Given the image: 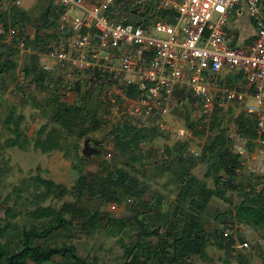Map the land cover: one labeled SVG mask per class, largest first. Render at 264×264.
Segmentation results:
<instances>
[{
    "label": "trees",
    "instance_id": "trees-1",
    "mask_svg": "<svg viewBox=\"0 0 264 264\" xmlns=\"http://www.w3.org/2000/svg\"><path fill=\"white\" fill-rule=\"evenodd\" d=\"M14 1L6 0L7 14L6 11H0V17L3 16V19L7 17L10 21L9 25L18 26L21 29L25 23L29 22L30 11L34 6L39 9L37 20L41 21V28L55 24L57 7L52 0H36L28 10L20 8ZM132 2L133 0H114L113 5L118 7L120 14H123L122 22L124 23L128 22L129 6ZM173 15L171 10H160L156 17L171 23ZM3 19L0 21L2 20L3 27H6L8 23ZM141 25H144V22ZM43 40L41 34H35L30 43L39 42L38 48L42 49L45 45ZM0 47H2L1 43ZM7 48L10 50L9 47ZM30 59L33 61L32 65L24 66L22 69L24 76L31 74V80L39 88H44L43 82L47 71L37 64L36 55H30ZM14 67V61L5 58L0 52V73ZM88 80L93 82L91 76ZM78 85L77 79L76 90H73L72 84L69 87L60 88L58 93L51 95L47 104L51 111L50 119L53 125L49 126L47 122H44L34 131L31 137L34 149L41 153L60 150L69 158H79L83 161L88 159L81 156L75 143L65 146L68 138L85 139L88 134L99 129L103 122L101 117L86 111L85 99L88 91H81ZM68 90L75 93L76 102L66 103L58 100L59 97L65 98ZM127 94L132 95V91H127ZM174 113L181 116L184 125L192 130L194 136L202 134V130L195 128L199 120L190 118L188 111L175 107L172 110L173 115ZM227 113L229 115L225 116ZM22 119L21 114L15 115L14 108H10L2 119V127L12 134L11 137L5 138L6 146L20 147L27 141L28 137L20 130ZM226 119L232 122L234 133L243 140L246 152L252 151L256 139L253 120L243 111L231 116L230 107L215 110L211 114L207 128L209 135L197 158V161L205 165L202 176L204 179H210L211 186L190 173L196 161L189 158L191 156L187 159L182 156L181 153L187 145L185 141H175L169 147L165 146V159L161 163L163 165L158 162L155 164L152 162V165L157 168L164 166L168 169L171 163H176L177 166L171 174L178 189L175 201L169 213L163 210L159 195L156 196L152 207L142 201L138 202L140 206L144 205L145 210L140 212L132 209L131 211L135 212V219L139 213H150L142 214L135 220L139 237L134 234L127 243L117 239L122 247L120 257L123 260H127L129 264H194L193 257L207 259L205 247L213 245L222 250L225 257L233 256L236 264H250L247 255L235 252L232 248L235 242L232 237L234 233L228 230L232 229L234 227L232 224L236 222L250 224L264 231V180L256 175L252 178L248 177L244 183L235 182L236 172L241 167L242 159L239 153L234 152L231 139L227 136V130L223 125ZM159 134L160 131L154 127L135 126L123 121L115 122L108 126L106 139L111 143L117 156L123 159L120 166L111 165L107 161L100 163L91 179H87L85 174L80 173L71 186V190L68 191L49 179L35 177V184L43 185L47 193L60 197L67 192L74 196V201L63 202L58 209L50 205H35L33 209L27 210L26 214L40 224L29 228L21 227L15 234H11L15 231L13 219L19 212L6 206L5 217L0 223V240L8 237L6 240L8 246H0V264H27V261L33 264H97L95 260L85 261L78 255L74 245L56 237L68 232L73 226L87 234L102 225L106 227L107 234L112 237L123 230L126 226V220L123 217H106L97 210L90 211L77 201L86 191L99 201L116 203L129 197L136 199L144 194L145 186L138 183L126 167H132V163L146 158L147 154L141 151L143 143ZM185 161L187 164L184 163ZM231 195L236 196L238 201L233 203L231 208H224L220 212L215 210L213 216V221L221 227L206 225L202 214L210 201L217 200L226 207V204L232 203ZM150 237H154V240L148 239ZM257 256L264 264V249L260 248Z\"/></svg>",
    "mask_w": 264,
    "mask_h": 264
},
{
    "label": "built area",
    "instance_id": "built-area-1",
    "mask_svg": "<svg viewBox=\"0 0 264 264\" xmlns=\"http://www.w3.org/2000/svg\"><path fill=\"white\" fill-rule=\"evenodd\" d=\"M52 2L57 7L55 30L67 37L32 54L57 66L60 88L76 81L65 70L88 72L96 79L109 125L123 121L165 131V118L187 97L194 103L197 130L206 133L213 111L236 103L251 116L255 140L263 139L264 0H133L128 14L132 20L125 23L123 15L117 18L110 11L114 0ZM160 10L173 11V21L158 19ZM244 16L254 32L236 44L229 27ZM0 34L6 46L28 52L17 27L1 25ZM236 76L238 84L232 81ZM176 89L181 90L180 100L171 94ZM171 130L187 144L182 156L199 154L189 146L195 139L190 128L177 124ZM246 246L243 241L232 247Z\"/></svg>",
    "mask_w": 264,
    "mask_h": 264
},
{
    "label": "rangeland",
    "instance_id": "rangeland-1",
    "mask_svg": "<svg viewBox=\"0 0 264 264\" xmlns=\"http://www.w3.org/2000/svg\"><path fill=\"white\" fill-rule=\"evenodd\" d=\"M32 4L28 6L26 10L32 7L36 0H31ZM8 3L6 0H0V11L7 14ZM113 13H117L116 17L119 18L120 13L118 9L112 6ZM77 12L76 10L73 13ZM39 9L34 6L32 11H30V20L25 23L20 29L21 37L24 42H26V47L28 52H19L17 49L6 46L1 42L5 38L4 34H0V52L5 58L11 59L15 63L14 68H7L0 73V223L3 221L4 209L6 206H10L19 214L13 219V224L15 227L11 234L17 233L19 228L25 227H35L40 224V222L33 220L28 217L26 211L33 209L35 205L46 206L50 205L55 208L63 202H73L74 196L69 193H63L60 197H56L50 193H47L45 187L41 184H35L34 178L39 176L42 179H49L54 184H60L64 189L71 190V186L75 183L77 176L85 174L87 179H91L96 170L99 168L100 163L105 161L109 162L111 165L120 166L123 160L114 152L111 144L106 139V132L108 130L109 124L105 118V113L102 110L98 101V91L96 87L97 80L93 79V82L88 80L89 74L78 73L76 71L65 70L64 72H70V75L79 81L80 90H87V97L85 99L86 111L89 114H94L103 119L102 125L96 131L91 132L87 135L88 139L100 140L97 144L89 143V145L95 148V152L87 156V160L83 161L79 158H69L63 155L60 150H52L47 153H41L39 150L34 149L31 144V137L34 131L44 122H47L49 126L53 125L50 117L51 111L49 105L47 104L52 97V94L58 93L60 91V85L62 83L61 74L59 69L50 60H43L37 58V64L39 66L46 65L48 68L45 69L47 74L45 76L43 85L44 88H39L31 80V74L25 75L23 72V67H29L32 65L33 61L30 59L32 52L38 50L39 42L30 43L33 41V36L35 34H41L44 38L45 45L51 44L56 45L58 38L64 39L67 35H58L55 30V25L49 27L41 28V21L37 20V15ZM36 18V20L34 19ZM3 19V16L0 17ZM10 24L7 17L3 19ZM2 25V20L0 21V26ZM13 26V25H11ZM15 26V25H14ZM16 27V26H15ZM55 36L52 37L51 35ZM43 45L42 47H44ZM10 50H8V48ZM71 84L65 87H69ZM59 101H64L66 103L76 102V96L73 91L68 90L65 98L59 97ZM193 106V107H192ZM10 108H14L15 115L21 114L23 119L20 123V130L23 135L27 136L28 139L22 146H6L4 144L5 138L11 137L7 130H5L1 121L7 114ZM178 109L185 110L189 112L190 118L197 117L196 110L194 108V103L185 97L178 104ZM231 116L238 113L240 108L236 103H232ZM229 115L228 113L225 116ZM106 120V121H105ZM177 124L183 125V120L181 116L177 113L172 114L170 117L165 118L166 130L160 131V134L154 136L150 141L143 143L141 151L146 153V158L141 161L132 163V167H126L129 173L133 174L137 179V182L145 186V192L139 198H126L121 200L119 203L116 202H102L96 197L89 194L88 191L84 192L78 199V204H83L90 211L97 210L102 215L106 217H123L126 220V226L123 230L116 233V236L112 237L107 234L105 226H99L94 231L84 232L77 230L74 226L70 228L68 232H64L56 238L62 240L66 243H70L75 246L78 255L83 257L85 261L95 260L97 264H129L127 260H123L121 256L122 247L117 239H121L123 243H127L131 240L132 236L136 234L139 237L135 220L140 218L142 214L139 213L134 216L132 209H136L141 212L145 210L144 205L140 206L138 203L142 201L152 207L154 205V200L156 196H161V203L163 210H171V205L175 201L176 193L178 191L175 184L174 177L171 175L176 168V163L170 164L168 169L164 166L160 168L154 167L152 165L163 162V156L165 155L164 147H169L173 142L179 141L175 133L171 128L177 127ZM224 127L227 130V136L231 139V145L234 152L241 155L242 163L241 167L237 169V175L235 182L244 183L248 177H254L256 175L261 176L264 180V137L261 141L255 140L253 143L252 151L247 153L244 149V142L234 133V127L229 119L223 122ZM208 131L206 133L195 135V139L189 144L190 148L199 151L203 143L205 142ZM83 139L68 138L65 141V146H70L75 143L80 149L82 147ZM71 153V152H69ZM199 155V154H198ZM197 156H192L188 153L184 155V159L191 158L196 161L195 165L190 169V173L199 179H203L208 186H211L209 178L202 176L205 170V165L197 161ZM261 155V156H259ZM156 161V162H155ZM187 164V161L184 162ZM33 185V186H32ZM18 192V193H17ZM231 204H226L223 207L221 202L217 200H211L209 206L202 214V218L205 220V224L212 225L220 228L221 226L213 221V216L216 211L220 212L224 208H231L232 204L238 201L236 196L231 195ZM216 210V211H215ZM150 213V212H148ZM147 213V214H148ZM131 219V220H130ZM78 225V224H77ZM232 226L236 227L233 239L237 243L242 241L247 242L246 247L233 249L235 252H242L248 256L250 264H262L260 258L257 256L258 250L261 248L260 245L251 243L250 240H245L242 235L243 229L246 228L242 223L239 225L235 222ZM250 227H255L250 225ZM18 228V229H15ZM223 228V226H222ZM251 229V228H250ZM154 240V237L148 238ZM8 237L0 240L1 247H7L6 242ZM264 249V247L262 248ZM205 252L207 259H200L194 256L192 261L194 264H236L235 259L232 257H225L222 250H219L213 245H207L205 247ZM209 258V260H208ZM27 264H33L27 261Z\"/></svg>",
    "mask_w": 264,
    "mask_h": 264
},
{
    "label": "crops",
    "instance_id": "crops-1",
    "mask_svg": "<svg viewBox=\"0 0 264 264\" xmlns=\"http://www.w3.org/2000/svg\"><path fill=\"white\" fill-rule=\"evenodd\" d=\"M31 2H32L31 0H19L18 6L26 10L28 6L32 4ZM113 14L117 15V13H113ZM120 15H123V14H120ZM253 32H254V29L247 16H244V17H241L235 20L234 22L230 24V27H229V33L230 35L233 36V40L236 42V44L247 41L253 35ZM232 81L238 84L240 81V78L238 76L233 77ZM237 224L239 225L240 223H237ZM242 224L244 227H246L243 229V232H242V235L245 237V240L247 241L250 240L251 243L256 244L257 246L260 245V247L263 248L264 247V231L258 227H250L248 224H244V223ZM235 230H236V227H235ZM237 244L238 243L235 241L233 246H237Z\"/></svg>",
    "mask_w": 264,
    "mask_h": 264
},
{
    "label": "water",
    "instance_id": "water-1",
    "mask_svg": "<svg viewBox=\"0 0 264 264\" xmlns=\"http://www.w3.org/2000/svg\"><path fill=\"white\" fill-rule=\"evenodd\" d=\"M146 8H147V5H145V10L144 11H146ZM128 20H130V21L132 20L130 16H128ZM76 89H77V81H74L73 90H76ZM171 94L177 100H180V94H181V90L180 89L173 90ZM100 140L88 139V138L83 139L82 147L80 149L81 156L87 157L90 154L94 153L96 150H95V148L91 147L89 145V143L91 142V143L97 144V142H99Z\"/></svg>",
    "mask_w": 264,
    "mask_h": 264
},
{
    "label": "clouds",
    "instance_id": "clouds-1",
    "mask_svg": "<svg viewBox=\"0 0 264 264\" xmlns=\"http://www.w3.org/2000/svg\"><path fill=\"white\" fill-rule=\"evenodd\" d=\"M73 85H74V83H73Z\"/></svg>",
    "mask_w": 264,
    "mask_h": 264
}]
</instances>
